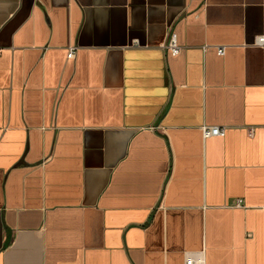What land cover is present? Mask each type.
<instances>
[{
  "label": "crops",
  "instance_id": "1",
  "mask_svg": "<svg viewBox=\"0 0 264 264\" xmlns=\"http://www.w3.org/2000/svg\"><path fill=\"white\" fill-rule=\"evenodd\" d=\"M262 35L264 0H0V264H264Z\"/></svg>",
  "mask_w": 264,
  "mask_h": 264
},
{
  "label": "built area",
  "instance_id": "2",
  "mask_svg": "<svg viewBox=\"0 0 264 264\" xmlns=\"http://www.w3.org/2000/svg\"><path fill=\"white\" fill-rule=\"evenodd\" d=\"M254 46L261 48L264 52V35L258 36L255 39ZM165 50L167 53L172 56L176 57L181 52V47L178 44V38L177 34L173 31L169 32V36L167 39V43L165 44ZM76 49L72 47L69 50L68 58L73 59L75 57ZM226 48H219L217 53L219 56L223 57L225 55ZM264 130V128H263ZM202 134L204 139H209L211 137H220L224 138L227 134L226 128H219V127H211V126H205L202 128ZM255 135V128H249L248 129V136L253 137ZM241 201L239 200L237 202V206H241ZM184 264H206L205 262V256L203 252L199 253H190L187 254L185 257V263Z\"/></svg>",
  "mask_w": 264,
  "mask_h": 264
}]
</instances>
